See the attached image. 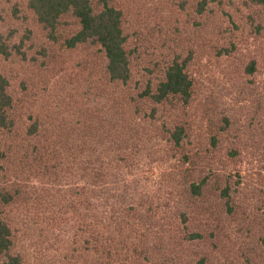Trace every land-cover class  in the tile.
Wrapping results in <instances>:
<instances>
[{
    "label": "rangeland",
    "instance_id": "374dc122",
    "mask_svg": "<svg viewBox=\"0 0 264 264\" xmlns=\"http://www.w3.org/2000/svg\"><path fill=\"white\" fill-rule=\"evenodd\" d=\"M107 2L122 12L126 84L108 82L96 45L63 46L76 28L71 16L50 36L27 0H0V44L9 53H0V73L18 133L4 139L0 169V191L13 196L0 203L9 254L21 264H264V2ZM172 60L191 80L188 99L140 98ZM33 113L50 137L65 133L51 127L56 117L74 129L78 118L89 125L97 161L113 174L98 217L77 207L75 136L56 139L59 163L39 161L24 135ZM90 216L112 237L110 247L95 252L83 243Z\"/></svg>",
    "mask_w": 264,
    "mask_h": 264
},
{
    "label": "trees",
    "instance_id": "16d2710c",
    "mask_svg": "<svg viewBox=\"0 0 264 264\" xmlns=\"http://www.w3.org/2000/svg\"><path fill=\"white\" fill-rule=\"evenodd\" d=\"M263 3L264 0H255ZM27 8L30 10L34 20L47 30L48 35L52 36L56 29L59 19L68 14L76 23V28L68 36L62 40L65 48H73L80 44L90 43L96 45L97 50L102 53L104 58V76L110 83L126 84L129 76V60L125 48V35L122 29V12L117 7L109 4L107 0H100L98 8H93L89 0H27ZM0 53L7 56L3 46L0 44ZM8 81L4 75L0 73V169L3 168L5 153L4 145L7 135L17 136L18 133L11 129L13 124V108L14 100L8 90ZM191 80L184 70V64L176 60L167 63L158 79L151 85L146 83L143 90L138 94L140 98L149 100L154 103H161L168 97H179L186 101L190 95ZM124 103H129V100H124ZM27 119L31 120L25 130V136L34 140L33 149L35 150L34 157L39 161H47L50 158L57 160L59 163L60 155L54 151L53 145L56 139L62 136H69L73 133L74 141H77V147L72 151V160L76 170L78 203L77 207H90L92 216L98 217L102 214L103 208L107 205L108 200L107 190L111 183L109 179L111 174L102 166L100 160L97 161V154L94 148L90 145L91 135L89 125L82 118H78L75 123L77 128H73V123L69 120L54 118L51 127L58 131L65 130L64 135L57 133L50 137L40 131L46 129L43 126L42 118L38 113L26 115ZM112 131V125L108 132ZM181 127L175 126L171 132V138L175 145L180 140ZM10 138V139H11ZM40 145H37L40 143ZM115 153L110 154L109 162L117 158ZM94 155V161L91 157ZM115 156V157H114ZM193 188H197L194 184ZM15 192V191H14ZM16 193V192H15ZM121 195V194H120ZM12 195L8 190L0 191V203L8 204L12 200ZM109 207V206H108ZM84 213L81 215V220ZM92 216L91 219H92ZM123 217V216H121ZM93 225L91 228L82 229L85 234L83 243H90L91 248L96 252V249L110 247L112 237L105 234L102 237L103 226L100 224L98 228L95 221L92 219ZM113 224H118L115 218L111 221ZM121 224V223H120ZM87 226V223L84 224ZM106 232V230H105ZM118 234V231L116 232ZM109 236V237H108ZM122 239L118 235L115 240ZM106 242V243H105ZM118 242V241H117ZM105 243V244H104ZM12 244L11 229L5 218L0 214V254H3L5 259L0 264H21L18 255L9 254ZM86 247V246H85ZM116 250L113 252L115 253Z\"/></svg>",
    "mask_w": 264,
    "mask_h": 264
}]
</instances>
